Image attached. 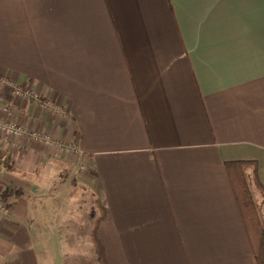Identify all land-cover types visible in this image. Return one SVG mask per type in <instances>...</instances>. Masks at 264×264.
<instances>
[{
  "label": "crops",
  "instance_id": "crops-1",
  "mask_svg": "<svg viewBox=\"0 0 264 264\" xmlns=\"http://www.w3.org/2000/svg\"><path fill=\"white\" fill-rule=\"evenodd\" d=\"M0 120V264H39L25 179L68 150L107 264H256L225 164L264 185V0H0Z\"/></svg>",
  "mask_w": 264,
  "mask_h": 264
},
{
  "label": "rangeland",
  "instance_id": "rangeland-1",
  "mask_svg": "<svg viewBox=\"0 0 264 264\" xmlns=\"http://www.w3.org/2000/svg\"><path fill=\"white\" fill-rule=\"evenodd\" d=\"M86 174L83 162L68 150L26 176L28 226L39 264H97L89 237L93 219ZM249 184L264 226V204L251 180Z\"/></svg>",
  "mask_w": 264,
  "mask_h": 264
},
{
  "label": "trees",
  "instance_id": "trees-1",
  "mask_svg": "<svg viewBox=\"0 0 264 264\" xmlns=\"http://www.w3.org/2000/svg\"><path fill=\"white\" fill-rule=\"evenodd\" d=\"M0 165H4L10 170L14 169V161L11 155L1 148ZM225 169L249 238L255 263L264 264V226L260 220L249 184V180H251L264 204V185L258 179L256 163L229 162L225 164ZM248 171H250V176ZM20 194L21 192L8 187H0V202L7 204L11 198ZM92 203L94 207L91 209L90 217L93 219V226L89 234L91 249L95 254L97 264H107L98 239V227L106 217V209L98 200H93Z\"/></svg>",
  "mask_w": 264,
  "mask_h": 264
},
{
  "label": "built area",
  "instance_id": "built-area-1",
  "mask_svg": "<svg viewBox=\"0 0 264 264\" xmlns=\"http://www.w3.org/2000/svg\"><path fill=\"white\" fill-rule=\"evenodd\" d=\"M11 88H12V93L15 96H23L26 98L31 97L33 99H38V96L36 94H33L28 90H24V89L17 88L14 86H12ZM43 106L47 107V108H52V104L50 102H47V101L43 103ZM0 130L5 132V134H7V135L20 132L19 128H17L16 126L9 125L8 123H5L2 120H0ZM44 141L47 144L51 143V141L47 137L44 138ZM0 212H2L4 214L7 212V205L3 202H0Z\"/></svg>",
  "mask_w": 264,
  "mask_h": 264
}]
</instances>
